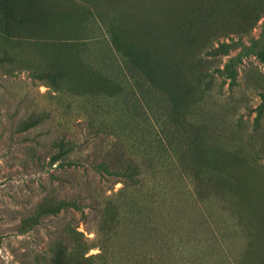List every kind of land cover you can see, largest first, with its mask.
I'll return each instance as SVG.
<instances>
[{
    "label": "rangeland",
    "instance_id": "1",
    "mask_svg": "<svg viewBox=\"0 0 264 264\" xmlns=\"http://www.w3.org/2000/svg\"><path fill=\"white\" fill-rule=\"evenodd\" d=\"M10 14L21 20L8 32L39 49L53 37L96 97L69 106L28 69L0 77V264H27L65 221L96 238L88 254L105 251L75 264H264V0H0V27ZM238 54L233 79L221 69ZM148 85L153 105L124 97ZM60 136L80 146L70 165L49 164ZM118 152L141 163L139 183L105 171ZM47 195L78 199L86 216L33 226Z\"/></svg>",
    "mask_w": 264,
    "mask_h": 264
},
{
    "label": "trees",
    "instance_id": "2",
    "mask_svg": "<svg viewBox=\"0 0 264 264\" xmlns=\"http://www.w3.org/2000/svg\"><path fill=\"white\" fill-rule=\"evenodd\" d=\"M21 19L19 16L10 14L0 27V77L4 76H15L23 71V69H28L32 77H47L50 79L49 82H45L53 88L55 91L54 97L57 102L61 101L63 95L70 96L68 105L73 99L77 97H96L94 90H92V83L88 79L84 78L82 70H80L79 64L75 62L67 61L68 58L61 56L58 53L56 46L57 41L53 37H45L42 42V49H39L38 44L33 38H23L16 35H12L5 28L14 23L19 22ZM229 43H220L218 46L214 47L212 50H221L223 53L229 51ZM256 47V42L252 44V48ZM27 48L28 51L33 53V57L26 58L23 56V49ZM229 48V49H228ZM256 52V50H252ZM257 56L264 60V51H257ZM62 58L64 60H62ZM236 58L237 61L241 60L240 54L234 57H230L227 62H225L221 72L230 78L236 77V70L232 64L233 59ZM155 87V86H154ZM156 89L150 85L145 86V94L141 92V98L134 97V91L127 92L124 97L132 98L133 106L141 108L145 105H153V101L150 97L155 93ZM120 89L117 93H109L108 90L103 91L104 98L109 99V96L119 95L122 93ZM61 97V98H60ZM123 97V96H122ZM126 102V101H125ZM173 106L172 109L177 106L172 99ZM177 108V107H176ZM136 109V108H133ZM120 117H130L126 108L120 110ZM175 112V110H174ZM50 112L43 110L42 112H33L27 118L20 121V125L24 127L35 126L45 118L49 117ZM176 113H174L175 116ZM91 117V116H89ZM83 119L90 122V118ZM169 118V117H168ZM174 126L175 122L170 121ZM18 124V125H19ZM180 125H185L186 121L181 120ZM53 146L55 150L51 152L49 157V164L53 165L58 162L60 165H70L76 161L78 158L77 154L78 147H80L76 140L65 138V136H60L57 138ZM120 155L119 162L115 163L113 167L109 165L104 166L105 171L109 174L121 175L126 180L134 182L137 184L140 182L139 177L141 176V163L135 160L132 156H127L125 153L118 152ZM127 184V183H126ZM128 185V184H127ZM100 208L102 217L105 219L108 212V203ZM85 204L76 198L70 197H54L52 195L45 196L40 200L34 207L30 221L33 226L40 223L41 217L46 215L57 216L61 212H68L69 210L80 211L83 216H86L84 210ZM99 208V207H98ZM96 208V209H98ZM117 209V207H116ZM117 214V212H116ZM115 219V214L111 217ZM106 221V219H105ZM70 221H65L64 226H60L55 236L49 239L47 247L43 251H34L32 258H27V264H75L77 259H83L86 261L92 258L104 256V248L96 254H88L89 250L96 246V238H88L83 236V233L77 229V226L69 223ZM110 222V221H109ZM105 222L99 224L101 231L104 232L102 225ZM104 260V257H103ZM89 264H94L89 263ZM102 264V263H101Z\"/></svg>",
    "mask_w": 264,
    "mask_h": 264
}]
</instances>
